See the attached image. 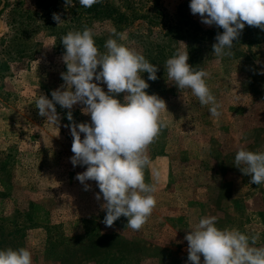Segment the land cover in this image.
<instances>
[{
	"label": "rangeland",
	"instance_id": "374dc122",
	"mask_svg": "<svg viewBox=\"0 0 264 264\" xmlns=\"http://www.w3.org/2000/svg\"><path fill=\"white\" fill-rule=\"evenodd\" d=\"M107 1L138 19L118 27L104 15L75 12L65 0H7L0 15V224L25 229L33 223L18 242L4 237L3 248L30 249L32 264H188L184 237L205 216L218 217L220 228L258 235L255 246H264V184H251V176L234 165L241 147L264 151V38L241 41L231 56L216 57V37L193 29L220 28L193 15L190 0ZM54 13L64 20L59 26ZM85 28L96 34L101 53L115 29L125 34L121 43L158 66V79L149 80L146 91L166 101L167 127L148 147L152 168L145 180L157 186V205L139 231L127 228L123 216L106 227L98 185L87 181L85 190L76 179L87 166L71 162L68 126L91 122L84 106L57 105L58 121H50L34 104L40 94L51 98L65 84L61 37ZM179 48L189 52L193 67L207 71L222 105L220 117H212L190 90L168 81L165 63ZM118 95L123 102L126 93Z\"/></svg>",
	"mask_w": 264,
	"mask_h": 264
},
{
	"label": "clouds",
	"instance_id": "9594fccd",
	"mask_svg": "<svg viewBox=\"0 0 264 264\" xmlns=\"http://www.w3.org/2000/svg\"><path fill=\"white\" fill-rule=\"evenodd\" d=\"M101 2L79 0L83 8ZM74 3L75 0H65L66 7ZM189 7L202 23L223 29L213 45L216 57L233 54L246 24L264 29V0H190ZM53 20L58 26L64 22L58 13L53 14ZM95 35L92 29L85 28L61 37L65 48L62 59L67 66L61 74L65 84L53 90L51 98L40 94L34 104L39 115L50 121H58L57 105L69 110L77 104L84 106L82 111L90 114L91 122L68 126L73 137L71 162L74 167L87 166L76 179L85 184V190L89 189L87 181L98 185L96 199L104 201L101 208L106 210V227H112L123 216L127 218V228L139 231L157 205V186L146 183L145 170L152 168L149 145L167 127L162 114L168 106L163 98L146 91L148 81L158 79L157 65L142 52L121 43L124 33L113 29L104 53L98 49ZM165 67L168 81L180 90H190L201 106L209 108L212 117L221 116L222 105L207 83L208 73L189 63V52L177 49ZM143 73L149 74L147 80ZM98 82L106 84L107 91ZM120 93H126L123 102ZM67 118L73 120L71 111ZM234 165L251 176V184H264V151L241 147ZM217 221L216 216H205L189 228L191 231L184 237L188 242V264H201V256L203 264H264V246H255L258 235L220 228ZM0 264H32V253L26 247L0 248Z\"/></svg>",
	"mask_w": 264,
	"mask_h": 264
},
{
	"label": "trees",
	"instance_id": "16d2710c",
	"mask_svg": "<svg viewBox=\"0 0 264 264\" xmlns=\"http://www.w3.org/2000/svg\"><path fill=\"white\" fill-rule=\"evenodd\" d=\"M63 1V0H59ZM93 5L91 8H83L80 6L79 1L75 0L74 9L75 12H81L83 15L91 16V17H98L100 15H104L109 19H112L117 26H125L130 25L136 22L138 19L137 16H133L131 13L124 12L120 9L119 6H115L112 4L111 1H107V3L103 2ZM127 9H133V6L130 5ZM143 17L141 16L140 19ZM191 25H197V23H191ZM195 35L201 34L202 31H204V35H208L209 37L213 38L216 37L217 34L222 33L223 29L220 28L216 31L213 30H203L199 26L193 29ZM194 38H198V36H194ZM264 38V29L260 27H254V26H248L245 25V28L242 30L241 35L238 37V40L236 43H240L241 41L249 40V41H261V39ZM31 215L28 214L29 221L33 222ZM0 248L4 249L3 246L6 244V239H11V241L18 242L19 240L23 239L25 237L26 232L30 227L33 226V223L27 224L28 226L24 229L23 224H16L15 227L11 229H6L3 224H0ZM25 227V226H24ZM6 239H5V238ZM4 238V240H2ZM17 244V243H16ZM17 246V245H16Z\"/></svg>",
	"mask_w": 264,
	"mask_h": 264
},
{
	"label": "water",
	"instance_id": "95a60500",
	"mask_svg": "<svg viewBox=\"0 0 264 264\" xmlns=\"http://www.w3.org/2000/svg\"><path fill=\"white\" fill-rule=\"evenodd\" d=\"M6 5H7V0H2V3L0 5V15L4 12L5 8H6ZM3 25V21L0 17V27Z\"/></svg>",
	"mask_w": 264,
	"mask_h": 264
},
{
	"label": "crops",
	"instance_id": "0c3cea01",
	"mask_svg": "<svg viewBox=\"0 0 264 264\" xmlns=\"http://www.w3.org/2000/svg\"><path fill=\"white\" fill-rule=\"evenodd\" d=\"M197 192H199V190Z\"/></svg>",
	"mask_w": 264,
	"mask_h": 264
}]
</instances>
